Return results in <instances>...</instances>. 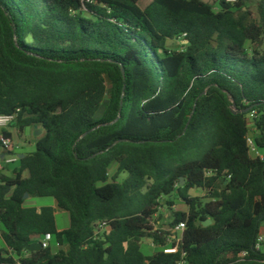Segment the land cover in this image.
<instances>
[{"label":"trees","instance_id":"obj_1","mask_svg":"<svg viewBox=\"0 0 264 264\" xmlns=\"http://www.w3.org/2000/svg\"><path fill=\"white\" fill-rule=\"evenodd\" d=\"M147 1L0 0V116L44 132L0 171V264H264V0L257 17L250 0ZM163 200L187 208L180 240L156 229Z\"/></svg>","mask_w":264,"mask_h":264},{"label":"rangeland","instance_id":"obj_2","mask_svg":"<svg viewBox=\"0 0 264 264\" xmlns=\"http://www.w3.org/2000/svg\"><path fill=\"white\" fill-rule=\"evenodd\" d=\"M202 1L209 3L210 5H212L215 8L216 11H218L220 0H202ZM147 4H148V1L143 0L142 7H145ZM256 4H257V0H250L248 3L250 10L255 17H257ZM184 44H185V42L182 39L170 41L168 43V48L170 50H179L180 51L183 49ZM35 138H36L35 132L32 129H26L25 133L22 136L16 135V140L19 142L18 145L20 147V151H18V153L22 152V150L24 149V148L22 149V147H25L28 144V142L33 143ZM15 143H17V142H15ZM18 153H17V155H18ZM17 155L15 154L13 156H8V158H13V157H16ZM2 165L4 167L3 173L8 175V176H11L14 172V169L19 166V163L17 162L15 164H8L5 162H2ZM115 171H116V166L111 167L110 177H112L114 175ZM126 177H127V174H123L120 177V180L126 179ZM190 194L192 196H198V197L204 196V193L200 190H192L190 192ZM27 204L31 205V206H40V205H44V206L48 205L49 206V205L55 204V201L52 198H33V199L29 200L27 202ZM172 207L167 205L166 201H163L162 206L160 208L161 209V215L156 216L154 222H155V226L158 230H161L163 232L171 231V233L174 236H178L179 237L178 240H180V237H182V232L177 231V230H171L170 224L173 221L174 213L183 210V207H182V204L179 202H177V204L174 205V208H172ZM57 217H58V222H59L60 226H62V220L65 219L64 222L66 224V227H68V225H69L68 213L63 212V211H58ZM262 232H263V236H264V227H263ZM52 244H53V248L55 251L61 248L59 245H56L55 242H53ZM4 247H5V245H4L3 240L1 238V235H0V249L4 248ZM143 250L147 255H151L155 251L158 250V247L152 242V240L146 239L143 241Z\"/></svg>","mask_w":264,"mask_h":264},{"label":"built area","instance_id":"obj_3","mask_svg":"<svg viewBox=\"0 0 264 264\" xmlns=\"http://www.w3.org/2000/svg\"><path fill=\"white\" fill-rule=\"evenodd\" d=\"M89 4H94V0H85ZM186 36V35H184ZM253 116V115H252ZM17 118V115H9V116H0V129L3 128H8ZM248 143L249 146L251 147L252 151L259 154L256 151L255 143L252 140V138H248ZM0 145L4 148L5 151L10 153V156H13L12 153H14L19 146L11 139L5 138L3 134L0 133ZM19 160V157H13V158H8L7 156H3V162L8 163V164H15ZM4 167L2 165V162H0V171H3ZM96 228L97 231L104 232L109 229L108 222H98L96 223ZM186 228L185 223L179 224L175 230L183 232ZM260 241H264V236L263 233L260 236ZM52 242V236L51 235H46L44 238L41 239V245L42 248L47 249L51 246ZM178 251L177 248H170L165 250L166 253H176ZM8 264V263H7ZM15 264H20V262H16ZM179 264H186L184 261L180 262Z\"/></svg>","mask_w":264,"mask_h":264},{"label":"crops","instance_id":"obj_4","mask_svg":"<svg viewBox=\"0 0 264 264\" xmlns=\"http://www.w3.org/2000/svg\"><path fill=\"white\" fill-rule=\"evenodd\" d=\"M8 132H10L11 134H12V138H13V141L14 142H17L18 144H19V142L16 140V135L17 136H22L23 134H19L18 133V131H17V128H14V127H9V128H7L6 129ZM32 130L35 132V140L33 141V143H30V142H28V144L25 146V147H22V153H20L19 154V157L20 158H23L22 156H24L23 155V153H28V152H30V151H32V149L34 148V146H35V144L37 143V141L40 139V138H42L43 136H44V132L41 130V129H39V128H32ZM16 134V135H15ZM163 201H165V200H163ZM162 201V202H163ZM42 206H44V205H40V206H36V207H42ZM45 206H48V205H45ZM50 206H54V207H56V204H53V205H50ZM182 207H183V210H181V211H186V207L184 206V205H182ZM161 208V207H160ZM159 208V211H158V213L155 215V217L156 216H158V215H161V209ZM172 208H174V206L172 207ZM57 213H58V211H57ZM57 213H56V215H57ZM155 217H154V221H155ZM57 221H58V217H57ZM65 219H63L62 220V226H60L59 225V222H58V226H59V228H60V230H65V229H67L68 227H69V225H70V221H69V225H68V227H66V224H65ZM157 229V228H156ZM178 236H174L173 238L174 239H176ZM181 238V237H180ZM37 241H39V240H37ZM40 242H41V239H40Z\"/></svg>","mask_w":264,"mask_h":264},{"label":"water","instance_id":"obj_5","mask_svg":"<svg viewBox=\"0 0 264 264\" xmlns=\"http://www.w3.org/2000/svg\"><path fill=\"white\" fill-rule=\"evenodd\" d=\"M23 157V156H22ZM184 183V180L182 179V184ZM25 198L27 199L28 198V195L25 196ZM211 220H207L203 223V225L206 227V226H209L211 225ZM24 245L26 246L27 250L29 252H35V251H39L42 249V245L40 242L36 243V244H33V245H28L27 243H24Z\"/></svg>","mask_w":264,"mask_h":264}]
</instances>
